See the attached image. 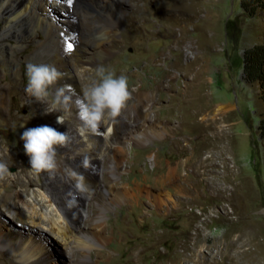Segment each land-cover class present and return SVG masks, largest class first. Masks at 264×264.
Segmentation results:
<instances>
[{"label":"rangeland","instance_id":"obj_1","mask_svg":"<svg viewBox=\"0 0 264 264\" xmlns=\"http://www.w3.org/2000/svg\"><path fill=\"white\" fill-rule=\"evenodd\" d=\"M175 1L123 3L105 35V56L86 67L84 81L78 83L85 90L98 82L102 67L105 73L127 77L130 92L120 115L106 121L111 129H104L110 141L124 144L118 176L111 181L106 172L100 174L104 183L116 182L132 199L90 207L102 219L108 241L90 249L87 264H251L239 260L234 249L216 254L243 233L247 244L240 249L248 248V258L264 264V0H191L192 14L168 8ZM134 2L138 11L132 10ZM77 6L82 13L74 15L76 36L97 39L98 15L106 5ZM4 17L0 15V86L7 94L0 98V154H11L0 162L11 175L1 181L0 194L30 192L45 184L43 173L49 171L32 170L24 152L20 137L25 130L53 128L48 121L58 113L76 142L81 137L72 129L82 123L73 96L52 112L47 111L54 103L51 96L45 102L24 96L26 65L44 64L57 52L38 51L45 40L41 29L17 46L2 35ZM253 47L263 58L261 82L250 80L243 68L244 52ZM83 65L77 59L72 73L81 75ZM217 105L230 108L225 118L230 127L220 140L223 155L208 165L202 159L219 139L200 117L212 115ZM58 148L56 160L61 161ZM50 173L71 179L64 169ZM50 250L67 264L60 246L51 244ZM0 264L11 263L0 255Z\"/></svg>","mask_w":264,"mask_h":264},{"label":"bare ground","instance_id":"obj_2","mask_svg":"<svg viewBox=\"0 0 264 264\" xmlns=\"http://www.w3.org/2000/svg\"><path fill=\"white\" fill-rule=\"evenodd\" d=\"M126 1L73 0L72 5L69 6L65 0H0V15H5L2 35L12 37L15 44L20 46L27 39L33 38L35 29L43 30L45 40L38 44L37 49L38 51L47 48L56 50V56L48 58L44 64L54 65L63 73V78L57 82L56 88L66 87L65 94L73 96L75 100L83 93L78 83L84 81V79L82 80L84 69L92 67L96 58L105 56L108 43L105 35L111 26L110 22L120 16L122 4ZM188 1L191 2V0H176L168 8H174L186 14L191 11V3ZM86 2L95 7L101 3L106 5V10L98 15L101 18V21H97L99 29H96L99 37L94 40L89 39L90 37L88 38L84 34L77 37L74 32L76 29L74 15L78 14L77 9H79L75 7ZM131 6L133 11H138L140 8L135 2ZM69 44L72 45L71 48L68 47ZM77 59L84 63L81 68V75L73 74L70 68L71 65H75ZM6 94L4 88L0 86V98H5ZM24 96L32 98L26 92ZM230 111V108L226 106L217 105L212 115L204 117V114L203 117H200L201 120L208 121L207 123L205 121L206 127L212 130L214 138L219 139L214 149L216 151H209L206 158L202 159L204 162H208V165H212V160L216 159L217 155H223L224 146L220 140L225 138L226 130L224 131V129L230 127L229 124L225 123V118ZM218 113L221 114L220 117H216ZM58 116H62V114L55 113L50 117L48 123L57 131H67L69 134L70 131L66 122L63 124L56 122ZM108 124L110 122H104L101 131H99L100 134H92L87 131L85 136L79 134L78 126L72 131L73 135L80 136L81 140L76 142L70 140L69 145L58 148L59 153L63 154L64 158L61 161L56 160L57 168L53 172L58 173L62 169L65 171L72 169L82 173L86 184L91 189L90 192L82 193L74 187L76 183L74 179H63L59 174L58 176L50 172L43 173L45 184L41 187H35L30 192L21 189L15 190L13 193L1 192L0 255L11 264H61L59 260L54 258L53 252L50 250L51 244L60 246L61 253L66 256L65 262L67 264H87L90 249L99 248L108 241V236L103 231L102 219H99L98 215L96 217L91 214L90 207L106 208L107 205L119 202V200L127 202L132 199L128 190L115 186L116 182L108 185L101 179L100 173L102 171L112 178L111 181L118 176L119 158H122L125 152L124 144L110 141L108 131L104 132L106 127L111 129ZM98 138L104 139L102 144L96 142ZM0 149L2 150V147ZM2 154L1 152L0 161L6 159L11 153ZM85 157L94 166L95 173H93L92 167L87 170L82 167V161ZM102 164H106V166L103 167ZM14 179L16 182L18 181L17 177ZM29 181L31 180L29 179ZM219 186L222 188L221 184ZM228 242V248L225 245L224 247L220 246L216 254L217 252L221 254L222 250L230 252L234 249L239 260L259 264L256 258L254 261L248 258V254L252 253H248V248L240 249L247 244L245 233L237 234Z\"/></svg>","mask_w":264,"mask_h":264},{"label":"clouds","instance_id":"obj_3","mask_svg":"<svg viewBox=\"0 0 264 264\" xmlns=\"http://www.w3.org/2000/svg\"><path fill=\"white\" fill-rule=\"evenodd\" d=\"M27 86L25 92L34 97L39 102H45L50 96L53 98V105L49 112L57 111L58 106L67 104L71 97L65 94L66 87L55 88L57 82L63 78L54 65L33 64L26 65ZM98 82H93L83 90L82 96L74 101L78 109V119L82 122L78 128L81 136H85L87 131L92 134H100L99 129L102 123L109 118L120 115L121 110L126 106L130 98L127 77H116L114 73H105L104 68L97 70ZM55 88L54 92L50 89ZM58 124H63V116H58ZM20 139L24 142L25 154L29 157L30 168L36 173L42 171H53L57 168L56 146H66L70 142V137L66 132H59L56 129L43 125L25 130ZM82 167L87 170L94 166L90 164L87 157L82 161ZM68 176L76 181L74 187L80 192H90V187L85 182V177L72 169H67ZM9 167L0 162V180L10 176Z\"/></svg>","mask_w":264,"mask_h":264},{"label":"trees","instance_id":"obj_4","mask_svg":"<svg viewBox=\"0 0 264 264\" xmlns=\"http://www.w3.org/2000/svg\"><path fill=\"white\" fill-rule=\"evenodd\" d=\"M259 47H253L244 52L243 68L246 75L252 81L259 80L261 82V60L263 59L261 53L258 51ZM264 94V93H263ZM261 131L264 132V121H261Z\"/></svg>","mask_w":264,"mask_h":264},{"label":"snow or ice","instance_id":"obj_5","mask_svg":"<svg viewBox=\"0 0 264 264\" xmlns=\"http://www.w3.org/2000/svg\"><path fill=\"white\" fill-rule=\"evenodd\" d=\"M66 3H67L69 6H71V5H72V3H73V0H66ZM68 47H69V48H71V47H72V45H71V44H69V45H68Z\"/></svg>","mask_w":264,"mask_h":264}]
</instances>
